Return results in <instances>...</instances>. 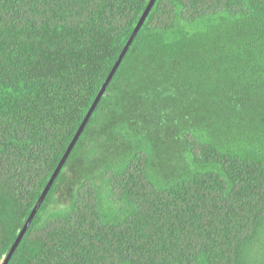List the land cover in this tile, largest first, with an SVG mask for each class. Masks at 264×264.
<instances>
[{"label":"trees","instance_id":"16d2710c","mask_svg":"<svg viewBox=\"0 0 264 264\" xmlns=\"http://www.w3.org/2000/svg\"><path fill=\"white\" fill-rule=\"evenodd\" d=\"M151 0H0V264ZM9 264H264V0H158Z\"/></svg>","mask_w":264,"mask_h":264},{"label":"water","instance_id":"95a60500","mask_svg":"<svg viewBox=\"0 0 264 264\" xmlns=\"http://www.w3.org/2000/svg\"><path fill=\"white\" fill-rule=\"evenodd\" d=\"M157 1H158V0H151L149 6H148V8H147V10L145 11V13H144L142 19L140 20L139 24L137 25V27H136V29H135L133 35L131 36V38H130L128 44H127V46L125 47V49H124V51H123V53H122V55H121L119 61L117 62V64L115 65V67H114V69H113V71H112V73L110 74V76L108 77L107 81L105 82V84H104V86H103V88H102L100 94L98 95L97 99L95 100L94 105L92 106V108H91L89 114L87 115L86 119L84 120V122H83L81 128L79 129V131H78V133L76 134V136H75V138H74L72 144L70 145V147H69V149H68L66 155H65L64 158L62 159V161H61V163H60L58 169L56 170V172L54 173L53 177L51 178V180H50V182H49L47 188L45 189L43 195L41 196L39 202L37 203L35 209L33 210V212H32V214H31L30 218L28 219V221H27V223H26L24 229H23L22 232L20 233V235H19V237H18V239H17L15 245L13 246L11 252L9 253V256H8L7 259L4 261L3 264H9L11 258L13 257L14 253L16 252V250H17L19 244L22 242L23 238L25 237V235H26L28 229L30 228V226H31V224H32V222H33L35 216L37 215V213L39 212V210H40L42 204L44 203L45 199L47 198V196H48V194H49V192H50V190H51L53 184L55 183L56 179L58 178L59 174L61 173V171H62V169H63L65 163L67 162V160H68V158H69L71 152H72L73 149L75 148L77 142L79 141L81 135L83 134L85 128L87 127V125H88V123H89V121H90V119H91L93 113H94L95 110L97 109V107H98L100 101L102 100V98L104 97V95H106L107 90H108V87L110 86V84H111V82H112L114 76L116 75L118 69L120 68V66H121V64H122V62H123L125 56L127 55V53H128V51H129L131 45L133 44L135 38L138 36L140 30L142 29V27H143V25H144L146 19L148 18V16H149L150 13L152 12V10H153L154 6L156 5V2H157Z\"/></svg>","mask_w":264,"mask_h":264}]
</instances>
